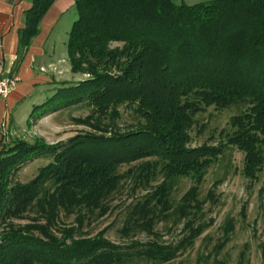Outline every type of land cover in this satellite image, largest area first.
I'll list each match as a JSON object with an SVG mask.
<instances>
[{
    "label": "trees",
    "instance_id": "obj_1",
    "mask_svg": "<svg viewBox=\"0 0 264 264\" xmlns=\"http://www.w3.org/2000/svg\"><path fill=\"white\" fill-rule=\"evenodd\" d=\"M54 1L31 0L18 31L14 70ZM73 2L77 19L66 54L71 72L87 78L70 86L60 83L51 97L32 106L27 122L85 104L90 114L76 122L91 131L56 144L41 138L32 144L0 139V226L32 208L45 220L0 232V264H168L208 227L200 223L204 201L198 200L199 186L226 148L244 155L246 179L254 181L264 172V0L191 6L176 0ZM236 103L247 108L231 118L234 131L224 143L188 147L197 114ZM123 105L133 107L138 119L126 130L116 125ZM43 155L51 161L33 180L12 183L19 167ZM157 176L161 181L151 188ZM181 178L192 185L174 208L171 196ZM126 180L133 190L149 191L128 207L119 233L154 239L118 245L105 238V230L93 238L75 237L87 218L109 211L108 199ZM61 211L76 214L77 226L56 236L52 229ZM171 216L183 222L182 238L163 244L154 229ZM225 225V239L215 253L234 230L232 223ZM260 253L264 264V240Z\"/></svg>",
    "mask_w": 264,
    "mask_h": 264
},
{
    "label": "rangeland",
    "instance_id": "obj_2",
    "mask_svg": "<svg viewBox=\"0 0 264 264\" xmlns=\"http://www.w3.org/2000/svg\"><path fill=\"white\" fill-rule=\"evenodd\" d=\"M211 0H176L177 4L191 6L198 3H207ZM77 19L73 5L65 11L52 36L47 41V46L54 47V59L62 58L60 68L51 66L53 70L41 69L47 74H57L58 84L65 82L66 86L77 83L87 78L86 75L74 74L66 54V43L72 23ZM11 70V69H10ZM52 77V76H51ZM65 86V87H66ZM60 88L56 86L54 88ZM37 89L29 97L17 104L14 110L5 113L0 118V139L5 143L12 141H25L32 144L37 138H41L48 144L65 142L78 134L91 131L89 127L78 124L76 120L84 119L90 114V108L81 104L66 108L47 115L39 120L29 119L33 105L43 103L51 97L55 89ZM247 108L246 103H236L226 109L206 108L194 117L193 126L189 131V148H197L202 145L215 146L225 142V135L234 130L230 125L232 117L242 114ZM120 117L116 125L120 130L133 127L137 118L133 107L123 105L119 108ZM243 154L234 147L226 148L217 161L207 170L202 183L199 186L198 200H203L201 210V224L208 227L195 241L194 245L181 253L175 260L168 264H261L260 244L264 240V172H260L254 181L246 179L242 174ZM51 161L47 155L40 156L18 168L12 175V183L27 184L33 180L40 168ZM130 166H123L120 173L126 172ZM161 181L157 176L150 183V187L156 186ZM192 181L189 178L177 180L171 200L173 207H177L180 197L189 189ZM149 191V188L138 187L133 190L130 180L124 181L121 190L113 194L107 201L109 211L101 218L93 215L84 221L80 233L75 237L93 238L105 230V238L118 245L131 243H146L152 241V237L144 233L131 234L122 237L121 230L128 207L138 201ZM212 197L209 198V194ZM76 214H65L61 211L52 232L59 236L58 230L76 227ZM232 223L233 231L227 236L225 245L215 253L225 239V230ZM45 220L36 208H32L22 215L20 219L7 220L0 226V232L9 225L22 227L28 224H44ZM229 224V223H228ZM225 225V226H224ZM183 222H179L175 216H171L166 222L155 226L154 232L158 233L163 244H175L182 238ZM132 264H149L137 261Z\"/></svg>",
    "mask_w": 264,
    "mask_h": 264
},
{
    "label": "crops",
    "instance_id": "obj_3",
    "mask_svg": "<svg viewBox=\"0 0 264 264\" xmlns=\"http://www.w3.org/2000/svg\"><path fill=\"white\" fill-rule=\"evenodd\" d=\"M72 5L73 0L54 1L39 24V34L32 40L22 63L14 70L18 31L24 27L25 12L30 8L31 0H0V77L11 69L18 78L16 89L6 99H0V118L5 113L11 114L18 103L33 94L35 87L53 89L58 85L57 74H47L41 69L52 72L51 66L60 68L62 60L64 63V59L52 57L54 47L47 46V41Z\"/></svg>",
    "mask_w": 264,
    "mask_h": 264
},
{
    "label": "built area",
    "instance_id": "obj_4",
    "mask_svg": "<svg viewBox=\"0 0 264 264\" xmlns=\"http://www.w3.org/2000/svg\"><path fill=\"white\" fill-rule=\"evenodd\" d=\"M18 78L8 70L0 77V99H6L17 87Z\"/></svg>",
    "mask_w": 264,
    "mask_h": 264
}]
</instances>
